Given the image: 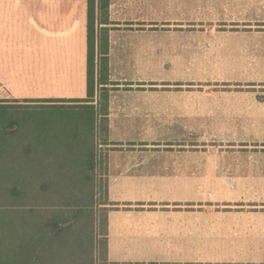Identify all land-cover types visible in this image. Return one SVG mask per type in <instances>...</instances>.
Returning a JSON list of instances; mask_svg holds the SVG:
<instances>
[{
    "label": "crops",
    "instance_id": "crops-1",
    "mask_svg": "<svg viewBox=\"0 0 264 264\" xmlns=\"http://www.w3.org/2000/svg\"><path fill=\"white\" fill-rule=\"evenodd\" d=\"M109 13L112 23V4ZM113 29L123 30L109 33L110 264H264V60L232 57L203 79L198 55L193 71L190 59L166 69L154 46L116 43ZM1 80L16 92L50 84L38 97H86L87 0H0ZM163 130H207L210 147L236 148L203 171L201 138L193 153H154Z\"/></svg>",
    "mask_w": 264,
    "mask_h": 264
},
{
    "label": "trees",
    "instance_id": "trees-1",
    "mask_svg": "<svg viewBox=\"0 0 264 264\" xmlns=\"http://www.w3.org/2000/svg\"><path fill=\"white\" fill-rule=\"evenodd\" d=\"M109 12L110 0H87L86 97H18V84L0 81L9 89L0 96V264H96L102 210L109 261L108 178L109 203L98 201V146L110 144Z\"/></svg>",
    "mask_w": 264,
    "mask_h": 264
},
{
    "label": "rangeland",
    "instance_id": "rangeland-1",
    "mask_svg": "<svg viewBox=\"0 0 264 264\" xmlns=\"http://www.w3.org/2000/svg\"><path fill=\"white\" fill-rule=\"evenodd\" d=\"M111 4L115 21L109 25V30L123 29H113L114 42L154 46V57L160 59L166 69L178 70L179 65L184 66V60L190 59L191 62L186 64H189L187 68L193 71L192 60L194 55H198L201 57L202 78L207 79L212 71H218V76L225 74L230 69L225 66V60L232 57H243L251 61L254 55L259 54L264 60V0H110ZM129 29L135 31H124ZM171 63L174 68L170 66ZM216 84L218 89L226 88L224 83ZM26 85L24 88L20 87L16 94L34 97L50 94V84ZM61 85L65 91L66 84ZM159 85V88H163L162 84ZM201 85L203 92L204 89L213 88L208 87V83L203 82ZM172 86L177 89V84L173 83ZM109 87L112 89L114 86ZM5 95H9V89L0 84V96ZM258 98L264 100V87L260 89ZM154 134L157 141L151 147L156 154L193 153V140L201 138L203 171L209 170L211 154L216 155L236 148L226 147L224 143L223 147H210L211 143L215 144L217 138L207 130L201 134L194 131L164 130ZM99 139H102V133ZM111 148L110 145L98 146V157L101 161L98 169V201L101 203H109L105 195V161ZM106 208H111V204L106 205ZM106 214L107 211L103 210L98 213L99 244L95 254L96 264H110L104 259ZM205 246L208 244L203 243V250ZM201 264L211 263L203 257Z\"/></svg>",
    "mask_w": 264,
    "mask_h": 264
}]
</instances>
